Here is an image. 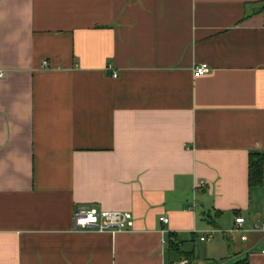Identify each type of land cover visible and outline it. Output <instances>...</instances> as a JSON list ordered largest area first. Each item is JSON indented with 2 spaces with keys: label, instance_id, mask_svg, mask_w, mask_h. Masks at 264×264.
<instances>
[{
  "label": "crops",
  "instance_id": "0c3cea01",
  "mask_svg": "<svg viewBox=\"0 0 264 264\" xmlns=\"http://www.w3.org/2000/svg\"><path fill=\"white\" fill-rule=\"evenodd\" d=\"M0 72V264H264V0H0Z\"/></svg>",
  "mask_w": 264,
  "mask_h": 264
},
{
  "label": "built area",
  "instance_id": "2783aa9c",
  "mask_svg": "<svg viewBox=\"0 0 264 264\" xmlns=\"http://www.w3.org/2000/svg\"><path fill=\"white\" fill-rule=\"evenodd\" d=\"M45 64L47 62L45 61ZM211 70V66L207 62L196 64L194 67L195 74H204ZM115 76L117 72L113 73ZM3 76V72H0V77ZM160 219L167 223L169 218L165 215L161 216ZM74 221L76 229H95L101 232L110 231L117 232L126 229L133 228L135 226V217L130 210L120 209H103L98 208L94 205L87 207L76 206L74 210ZM246 217L239 214L235 217L234 225L231 231H238L242 240H246L248 232L250 230H261L264 231V223L256 222L252 224V227L246 226ZM214 232L209 231L205 235L201 236L202 240L212 239ZM166 242V240H165ZM264 250V249H263ZM190 259L183 256L178 261H174L168 264H189Z\"/></svg>",
  "mask_w": 264,
  "mask_h": 264
},
{
  "label": "trees",
  "instance_id": "16d2710c",
  "mask_svg": "<svg viewBox=\"0 0 264 264\" xmlns=\"http://www.w3.org/2000/svg\"><path fill=\"white\" fill-rule=\"evenodd\" d=\"M264 179V154L259 151H251L249 166V184H261ZM190 259V256L186 255ZM191 261V259H190Z\"/></svg>",
  "mask_w": 264,
  "mask_h": 264
}]
</instances>
